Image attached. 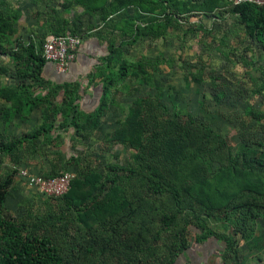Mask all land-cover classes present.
<instances>
[{"label":"rangeland","instance_id":"374dc122","mask_svg":"<svg viewBox=\"0 0 264 264\" xmlns=\"http://www.w3.org/2000/svg\"><path fill=\"white\" fill-rule=\"evenodd\" d=\"M201 3L0 0V185L11 180L4 211L23 233L49 237L64 264H264V50L228 8L193 13ZM110 14L123 30L124 58L134 67L150 63L130 69L113 89L121 94H109L104 126L89 138L11 147L34 127L13 119L15 101H5L3 87L15 84L17 97L32 93L50 119L59 99L40 81L42 93L34 97L35 76L23 79L24 65L15 68L16 45L32 42L37 51L55 34L84 38ZM142 23L153 40L136 36ZM133 104L139 115L132 144L115 132ZM45 158L58 174L71 167L77 178L90 176L83 188L91 196L69 207L26 186L20 169ZM153 181L163 193L152 192ZM165 214L175 216L169 227ZM197 219L229 237L232 247L214 239L207 247L197 243Z\"/></svg>","mask_w":264,"mask_h":264},{"label":"trees","instance_id":"16d2710c","mask_svg":"<svg viewBox=\"0 0 264 264\" xmlns=\"http://www.w3.org/2000/svg\"><path fill=\"white\" fill-rule=\"evenodd\" d=\"M191 2V1H190ZM185 5L188 6V3ZM186 6V7H187ZM197 8V7H196ZM228 8V12H232L233 14L238 16L239 23L244 26L246 34L250 39L257 42L259 47L264 50V7H257L250 4H241L237 6H227L225 0H202L198 10L196 12L207 13L214 12L217 10H224ZM149 10V9H148ZM152 11V10H149ZM188 10H185L187 12ZM148 12V11H147ZM194 12V11H193ZM152 13V12H150ZM146 15V14H144ZM144 22V20L140 21ZM166 25H164V29L166 30ZM137 26V25H136ZM151 28L149 24L140 25L136 27V36H146L150 35ZM164 30V31H165ZM70 33V32H67ZM66 34V33H63ZM73 35H80L82 33H70ZM60 35V34H55ZM43 47V46H42ZM42 47L40 50L35 51L34 44L29 42L28 44H17L15 52L12 54L13 61L15 64V68L17 69L19 65H24V72L20 75L24 78H28L31 75L37 77L40 73L41 68L45 65L46 61L42 57ZM118 48L113 45H109V57L108 60H113L114 57L119 54L117 52ZM121 57V55H120ZM145 63V62H144ZM143 62L136 63L135 67L137 69L146 65ZM133 63L126 61V59L121 58L118 63V69L116 73L110 74L107 84H110L116 79H126L130 69H135ZM144 70V69H143ZM141 70V74L146 76L145 72ZM18 71V70H17ZM26 72V73H25ZM140 72V71H139ZM142 84H146L145 81H141ZM16 89V88H15ZM2 95L7 103L15 101L16 107L14 113H23V109H27L26 112H29L33 107L37 104L35 101H39V98H34V102H32L31 97L19 95L17 97L16 91L11 88H4L1 90ZM69 101L68 105L70 110H73V100ZM108 98V86L106 84L103 86V93L100 98V105L95 113L91 115L92 118V128L97 127L98 120L102 115V111L107 108L106 100ZM135 105L133 104L131 107L127 108V117L120 124L119 128L116 130V135L123 136L124 139L122 141H127L128 143L132 142L133 138V124L136 122V117L139 115V110L135 109ZM48 119L45 117V121ZM139 119V118H137ZM75 127L82 128L81 123H76L74 118L71 122ZM49 128H46V125H43L41 128L35 130L32 134L22 135L19 139H17L11 147H17L23 143L34 142L38 137L42 134L48 133ZM51 175V174H50ZM45 175V176H50ZM59 174H53L51 176H57ZM91 177L86 176L85 178H77L75 174V178L72 180L70 189L68 192L60 198H63L67 205L72 206V201L79 200L80 202H84L87 200L91 194V190H86L83 187L90 183ZM11 185V180L7 179L3 184L0 185V264H64V258L59 254L58 247L52 242V240L47 236L37 235V234H25L22 232V228L16 222V220L11 217L9 214L4 211V201L5 196L7 194V190ZM150 189L155 194L163 193L162 184L160 182H152L149 185ZM174 196L178 198V194L174 192ZM58 199V198H57ZM178 201V199L176 200ZM175 220L174 215L163 216V224L169 227ZM198 229L201 231L200 234L196 237L197 243H203L205 247H207L208 241H223L225 249H230L232 247V241L229 237L224 236L222 234L213 232L206 228L205 224L197 219ZM181 247H179L180 251L187 250V246L184 245V238ZM190 256L192 254V250L190 251ZM193 256H191L190 260H193ZM172 264H176V262H172ZM191 264V263H188Z\"/></svg>","mask_w":264,"mask_h":264},{"label":"crops","instance_id":"0c3cea01","mask_svg":"<svg viewBox=\"0 0 264 264\" xmlns=\"http://www.w3.org/2000/svg\"><path fill=\"white\" fill-rule=\"evenodd\" d=\"M193 13L202 14L196 11ZM92 19L94 18H91V21ZM106 19L107 20L105 22L97 20V23H93V29L89 30L88 35L84 38L82 45L77 50L76 59L69 64L68 69L64 73L57 72L55 66L47 62L41 68L40 73L37 75V77H35L37 82H32L33 86L31 91L35 92L33 94L34 97L35 95L42 93V88L38 87V81H40L42 83L44 82L46 86L51 89L55 88L57 97H59V99L57 102H55L52 109V111H54L53 119H50L49 116H47L49 119H46L45 121L44 112L46 110L44 109L45 105L42 104V106L36 105L33 107L29 112H27L26 116L22 115V113L16 114V117L12 116L14 120H18V122L22 123V127L23 125H31L34 127V130H31L32 132H24V135L32 134L35 130L41 128L43 125H46V128H49V132L42 134L36 140L40 143L43 142L45 138H47L48 141L51 139V143L53 141L63 143L66 140H70L73 136L76 137L78 134L86 135L87 138H89L94 132H97L98 126H104V117H100L97 127L92 128L91 125L93 120L91 115L97 111L100 105V98L103 93V86L105 84L108 86V97L109 94L113 96L121 94L118 91H114L113 89L116 88V85H118L122 79H116L111 83V85L107 84V81L111 73H116L120 59H125L123 53L124 47H119L118 45L119 40L121 37H123L122 27L115 19H113L112 14H110ZM139 37L148 41L153 40V37L150 35ZM109 45H113L118 48L117 52H119V54H117L113 60L107 59L109 57ZM126 61L129 60L127 59ZM143 61L146 63L148 62V59H143ZM146 68L143 69L147 72ZM15 87L16 86L13 83L9 84L8 86V88L11 89H15ZM31 94L32 93H25L21 95L27 96L28 98V96L31 97ZM129 96L133 95L129 94ZM72 97H74L72 102L74 108L73 110H70L68 106L70 104H68V102L72 101ZM110 106V104H107L106 109H108ZM26 110L27 109L24 108L23 113L26 112ZM73 118L76 123L80 122L83 127H75L71 123ZM112 127L116 128L117 124L115 123ZM27 144H30V142ZM56 151L59 150L55 148L53 152L55 153ZM35 156L37 157L38 155ZM35 156L33 158H35ZM45 159L43 160L42 164L39 163L38 166L36 164L27 166L30 171L37 174H58L57 171L59 169H56L55 164H52L53 160ZM67 171L76 174L74 168L69 167ZM193 252L194 251H192L191 256H193ZM200 257H203L204 259V255Z\"/></svg>","mask_w":264,"mask_h":264},{"label":"built area","instance_id":"2783aa9c","mask_svg":"<svg viewBox=\"0 0 264 264\" xmlns=\"http://www.w3.org/2000/svg\"><path fill=\"white\" fill-rule=\"evenodd\" d=\"M227 6L250 4L264 7V0H225ZM85 38V37H84ZM83 36L70 33L50 36L42 47V57L55 66L57 72L64 73L71 62L76 59L77 50L84 41ZM20 177L26 186L46 199H57L70 189L75 174L65 171L57 176H45L28 169H20Z\"/></svg>","mask_w":264,"mask_h":264}]
</instances>
